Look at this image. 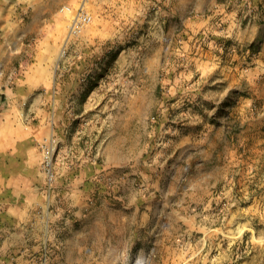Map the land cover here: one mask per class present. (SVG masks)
<instances>
[{"label":"rangeland","instance_id":"obj_1","mask_svg":"<svg viewBox=\"0 0 264 264\" xmlns=\"http://www.w3.org/2000/svg\"><path fill=\"white\" fill-rule=\"evenodd\" d=\"M48 1L24 47L37 91L9 109L22 61L0 63V119L62 121L0 157V230L34 233L51 264L70 197L107 200L152 236L127 264H264V0Z\"/></svg>","mask_w":264,"mask_h":264},{"label":"crops","instance_id":"obj_2","mask_svg":"<svg viewBox=\"0 0 264 264\" xmlns=\"http://www.w3.org/2000/svg\"><path fill=\"white\" fill-rule=\"evenodd\" d=\"M7 1L0 0V63H5L8 67L7 63L14 59L17 62L22 61L20 76L15 79L14 84H9L3 90L12 99L9 109L13 110L21 109L26 93L33 95L38 87L28 83L33 80L37 81L39 66L36 62L38 57H32L35 62L24 59L32 47L30 45L31 47L24 48L28 44L25 39L30 35L32 29L38 28L40 21L43 22V29L52 23L55 6L51 5L48 0H11V4L6 5ZM38 42L39 40L36 42V46H39ZM11 44L18 47L16 51L8 48ZM62 92V87L56 83L54 93ZM36 98L32 96L30 100L35 102L32 106L37 111L39 100ZM48 104L51 108L54 107L58 110H62L63 107L62 101L58 100ZM90 105L91 103H87V106ZM72 106H75V103ZM61 121L62 118L58 113H55L53 121L45 116L41 120L37 117L26 120L18 116L0 119V135L3 131L7 137L12 136L11 139L0 137V157L15 156L14 153H9L11 152L9 145L16 155L23 156V147L28 141L35 142L36 137L45 135L47 131H54L58 134L57 125H60ZM86 133L89 134L88 129H86ZM88 158L89 151L87 150L86 159ZM85 165L87 169H92L88 160ZM5 171L11 173L9 164L0 165V173ZM75 185L78 189L77 186L80 184L76 183ZM4 186L5 182H2L0 188L3 189ZM65 207L67 210L63 209ZM63 208L62 211L66 212L61 213L58 217L60 229L54 237L50 236L49 232H46L47 237L46 233L44 235V243L53 238L58 251L54 260L49 261L51 264H127L132 255H142L145 250L151 248L152 236L151 233L143 235L142 221L139 220L137 224L135 219L124 218V214H122L124 211L112 208L107 200H103L102 207H96L93 199L83 200L71 196L69 204L64 205ZM3 221L2 219L1 222ZM18 238L19 240H16ZM33 238H36L34 233L15 232L8 227L1 229L0 264H39L38 246H33L35 242ZM46 246H48V242Z\"/></svg>","mask_w":264,"mask_h":264},{"label":"built area","instance_id":"obj_3","mask_svg":"<svg viewBox=\"0 0 264 264\" xmlns=\"http://www.w3.org/2000/svg\"><path fill=\"white\" fill-rule=\"evenodd\" d=\"M91 21V17L87 14H80V16L78 17L77 21L74 22L72 29L74 32H78L81 29V26L90 22Z\"/></svg>","mask_w":264,"mask_h":264},{"label":"bare ground","instance_id":"obj_4","mask_svg":"<svg viewBox=\"0 0 264 264\" xmlns=\"http://www.w3.org/2000/svg\"><path fill=\"white\" fill-rule=\"evenodd\" d=\"M83 3H84V2H83ZM83 6H84V5H83ZM83 6H81V8H82V9H83ZM81 8H80V9H81ZM82 9H81V10H82ZM81 13H82V12H81ZM79 15H80V13H78V15H77V17H76V19H75V21H74V22H76V21H77V19H78V16H79Z\"/></svg>","mask_w":264,"mask_h":264}]
</instances>
